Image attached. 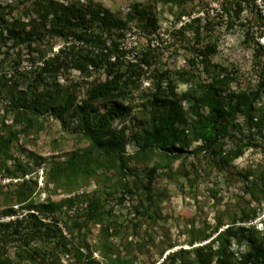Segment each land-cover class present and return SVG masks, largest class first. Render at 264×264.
I'll return each instance as SVG.
<instances>
[{
	"label": "rangeland",
	"instance_id": "374dc122",
	"mask_svg": "<svg viewBox=\"0 0 264 264\" xmlns=\"http://www.w3.org/2000/svg\"><path fill=\"white\" fill-rule=\"evenodd\" d=\"M60 1L79 4L87 15L86 26L89 17L85 6L89 2L104 6L113 19L129 20L125 37L120 40L126 57L114 69L124 79L132 75V70L141 72L143 56L150 57V65L143 67L142 75L126 86V95L119 99L131 112L110 126L127 155L139 149L149 120L143 104L160 76L165 77L164 88L180 100L189 98L192 86L183 81L184 72L195 77L193 86L209 80L198 56L206 47L215 49L209 70L219 75L223 94L259 89L257 108L264 114V0ZM0 4L9 14L13 10L8 15L11 21L28 24L26 32L37 31L25 42L12 39L5 46L0 43V77L6 75L0 86V133L18 132L11 151L15 159L8 163L10 170L17 172V179L6 177V166L0 161L2 260L11 264H82L80 252L84 259L90 257L99 264L114 260L163 264L166 258L167 264H172L168 258L184 250L181 261L174 264H202L203 260L218 264V235L228 229L233 232L227 251L232 264H242L253 241L264 248V131L251 137L255 147L221 171L210 152L194 143L178 159L155 151L146 158L130 159L124 173L116 156H110L105 165L94 164L92 177L79 176L66 189L58 190L49 183L53 162L65 161L73 152L90 147L79 131L76 110L93 85L105 80L107 74L102 70L88 75L71 69L50 76L40 89L48 95H69L74 105L65 124L43 113L29 116L32 126H27L11 108L8 94L24 95L31 90L43 61L67 42L47 34L35 0H0ZM154 18L157 24L151 26ZM55 101L54 106L61 105ZM182 104L187 111L194 106L186 100ZM93 108L105 111L100 103ZM235 124L243 126L244 117L238 115ZM244 134L249 135L245 127ZM238 136L232 130L221 148L233 150ZM16 161L22 163L27 174L20 171ZM129 187L133 196L127 191ZM28 196L29 200L21 203ZM71 198L73 204L68 201ZM92 199L100 201L97 222L87 220ZM48 204H53V212L43 208ZM28 206L40 208L35 212L46 223L44 227H34L28 217L34 208ZM9 210L14 213L7 215ZM24 218L22 225H17V220ZM242 228L252 229L244 232ZM256 264H264V253Z\"/></svg>",
	"mask_w": 264,
	"mask_h": 264
},
{
	"label": "trees",
	"instance_id": "16d2710c",
	"mask_svg": "<svg viewBox=\"0 0 264 264\" xmlns=\"http://www.w3.org/2000/svg\"><path fill=\"white\" fill-rule=\"evenodd\" d=\"M35 7L41 19L45 31L51 38H62L67 44L63 46L52 58L43 61V66L36 76L31 90L26 91L24 95L11 96L12 105L18 115L22 116L23 121L32 126V120L29 116H40L43 113L50 114L59 120L62 124L66 122V115L74 105V98L69 95L53 96L48 95L47 91L40 88L45 84L50 76L63 74L64 71L71 69L77 70L82 74H88L104 71L107 78L99 81L91 88L88 98L77 107L78 127L90 147L85 151L73 152L70 158L65 161H55L50 169L49 183L56 189H66L72 181L76 182L78 177L88 178L95 174L94 164L103 166V162L109 161L110 156H116L120 163L121 170L125 173L128 170V162L133 158H146V156L159 151L165 156L178 159L183 152L194 143H200L199 149L210 152L216 167L221 171L229 167L233 161L243 156L246 150L254 146L251 137L261 134L264 131V114L257 108L261 99L260 90L254 92H233L225 96L220 88L221 82L219 75L210 72L212 67L211 55L215 49L206 47L198 52L202 58L205 71L208 73L209 80L201 83L199 86H193L195 77L188 72H184L183 81L190 83L191 88L187 93L188 97L181 100L174 97L169 88H164L165 77H155L156 88L153 92L146 95L147 102L143 104L145 111L149 116L147 126L143 128L141 142L138 144V151L134 155H127L124 144L116 140L114 133L110 131L111 123L118 118L131 112L129 106H125L119 99L126 95V86L135 83V77L138 79L142 74L143 67L150 65V57L143 56L140 71L132 70V75L124 79V76L115 72V67L126 57V51L121 46L120 40L125 37L128 30L129 20L113 19L109 10L100 4L89 2L85 8L88 10L89 26H86L87 15L80 10L79 4H65L60 0H35ZM7 8L0 4V43L4 46L12 39L31 40L32 35H37V31L26 32L28 24L19 20H10L5 12ZM132 19L131 17L129 18ZM157 20H152L151 26H155ZM8 31V33L6 32ZM15 41V40H13ZM6 75L0 77V86L5 83ZM2 91V90H1ZM186 94V95H187ZM60 101L61 105L54 106V102ZM183 100L192 102L193 108L186 110L183 108ZM100 103L105 111L100 112L93 105ZM93 111H92V110ZM191 113V116L188 115ZM238 115L244 117L245 124H235ZM244 127L249 135L244 134ZM235 130L239 136L236 138V145L233 150L227 152L221 148V143ZM111 136V138H110ZM248 136V137H247ZM18 141V132L9 134L0 133V161L6 167V177L17 179V172L11 171L8 163L15 158L12 154V148ZM101 156V158H99ZM20 171L27 174L20 161H16ZM241 177L247 176L240 174ZM248 179V178H247ZM24 181L22 184H25ZM127 191L133 196L131 188ZM30 196L24 197L22 202H27ZM73 204L74 199H69ZM34 208L29 214V219L33 220L34 227L39 229L46 223L39 219L35 211H40L39 207ZM87 220L98 221L97 214L100 208V201L92 199L89 201ZM46 210L53 212V204L44 206ZM10 215L13 210L6 212ZM23 220H17V225H22ZM9 224H3L9 227ZM252 228H242L241 231H249ZM231 229L220 233V247L217 252L218 264H232L227 251L231 245ZM212 247V246H211ZM184 250L176 252L168 259L174 264L181 261V255ZM264 253L262 243L252 242V248L249 253L243 257L242 264H256L259 256ZM82 264H99L89 258H83V254L78 252ZM88 261H84V260ZM167 260V258H166ZM163 264H167L168 261ZM110 264H125L117 260L109 262ZM0 264H11L9 260H2ZM202 264H209L203 260Z\"/></svg>",
	"mask_w": 264,
	"mask_h": 264
}]
</instances>
